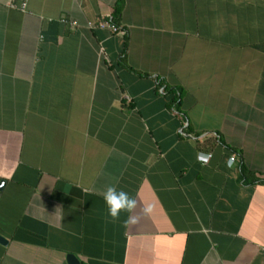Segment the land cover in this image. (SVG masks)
<instances>
[{
	"label": "crops",
	"instance_id": "obj_1",
	"mask_svg": "<svg viewBox=\"0 0 264 264\" xmlns=\"http://www.w3.org/2000/svg\"><path fill=\"white\" fill-rule=\"evenodd\" d=\"M1 182L0 264H264V0H0Z\"/></svg>",
	"mask_w": 264,
	"mask_h": 264
},
{
	"label": "clouds",
	"instance_id": "obj_2",
	"mask_svg": "<svg viewBox=\"0 0 264 264\" xmlns=\"http://www.w3.org/2000/svg\"><path fill=\"white\" fill-rule=\"evenodd\" d=\"M103 200L107 207L108 215L113 221L119 220L121 213H127L125 224H135L137 222L135 212L138 207V201L133 196H130L128 192L122 189L118 190L115 186L109 185L103 193ZM150 211V207L142 208L144 214H148Z\"/></svg>",
	"mask_w": 264,
	"mask_h": 264
},
{
	"label": "built area",
	"instance_id": "obj_3",
	"mask_svg": "<svg viewBox=\"0 0 264 264\" xmlns=\"http://www.w3.org/2000/svg\"><path fill=\"white\" fill-rule=\"evenodd\" d=\"M99 26L104 27V28H108L113 33H118V28L114 24H111L109 21H105L104 23L100 24ZM209 158H210L209 154H199V161L203 164L208 162ZM233 160H234V157H231L229 159V162L232 163Z\"/></svg>",
	"mask_w": 264,
	"mask_h": 264
},
{
	"label": "water",
	"instance_id": "obj_4",
	"mask_svg": "<svg viewBox=\"0 0 264 264\" xmlns=\"http://www.w3.org/2000/svg\"><path fill=\"white\" fill-rule=\"evenodd\" d=\"M2 185H3V182L0 183V188ZM5 243H6L5 240H3V238L0 237V244H5ZM66 259H67L68 264H78L77 258L73 255H68Z\"/></svg>",
	"mask_w": 264,
	"mask_h": 264
},
{
	"label": "trees",
	"instance_id": "obj_5",
	"mask_svg": "<svg viewBox=\"0 0 264 264\" xmlns=\"http://www.w3.org/2000/svg\"><path fill=\"white\" fill-rule=\"evenodd\" d=\"M121 3V2H120ZM116 15H118V13H119V4L117 5V9H116ZM114 25L118 28V33L121 31L120 30V28L114 23ZM178 102V97L177 98H175L174 100H172V102L171 103H175V102ZM176 102V103H177ZM178 108H179V102L177 103V106H176V110L178 111Z\"/></svg>",
	"mask_w": 264,
	"mask_h": 264
}]
</instances>
